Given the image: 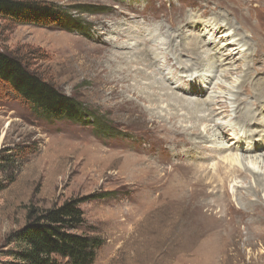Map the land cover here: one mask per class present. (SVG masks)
Masks as SVG:
<instances>
[{
  "label": "rangeland",
  "instance_id": "1",
  "mask_svg": "<svg viewBox=\"0 0 264 264\" xmlns=\"http://www.w3.org/2000/svg\"><path fill=\"white\" fill-rule=\"evenodd\" d=\"M15 1L59 10V16L57 20L46 19L43 24L19 23L0 16V50L20 58L29 70L57 92L84 104L92 118L84 123L45 116L18 98L10 85L0 81V157L8 156L14 162H10L8 170H0V179H6L14 172V180L0 190V264L17 262L11 255L16 244L10 240L28 223L32 210L41 211L62 205L65 201L100 193H110V196L80 205L86 225L78 232L104 239L94 264H264V238H253L252 233L259 224H251L252 217L245 209L251 208V202L246 195H235V192L255 188L258 179L264 185V143L257 142L263 149L256 153L243 151V148L250 149V141L257 139L258 134L254 136L251 130L259 132L262 127L245 128L235 124L239 120L240 109H244L247 103L251 102L255 111L262 110L259 105H254L256 98L251 96L246 102L239 103L237 96L244 99L245 92L251 87L245 84L239 93V85L244 79L264 73V45L251 38L246 27L234 30V24H238L234 15L221 23L225 25L232 21L228 32L222 34L219 29L213 32L210 24L206 23L211 21L210 17H200L197 12L204 10L211 0ZM216 1L209 3L212 7L210 15L225 14L223 5L216 8ZM233 1L223 0L222 4L234 7ZM189 15L192 20L197 17L201 26L186 29L184 41H189L190 33L202 32L206 41L219 42L216 50L213 46L208 50L202 48L198 55L200 59L204 58L207 67L196 68L194 59L187 53H182L185 60L182 65L179 62L173 65L176 56L168 48L172 39L170 33L176 31L179 23ZM256 19L259 25L264 26L261 11H258ZM203 23H206L204 27ZM139 27L141 32L136 31ZM130 28L132 31L128 30ZM128 31L130 36L124 37ZM136 34L139 35L136 37ZM229 35H234V38L230 39ZM109 42L129 44V47L110 46ZM139 42L156 51L161 60L158 73H162L157 76L162 81L176 82L171 84L173 91L182 95L192 89L205 90L201 95L185 96L193 101L210 103L208 111L219 112L214 115L217 121L200 123L194 116H206V109L196 114L179 112L165 97L154 96V101H138L131 93L124 96L123 93L121 96L111 94L104 72H99L102 50L114 52L108 53V57L120 52L137 53ZM237 42L239 45H234ZM221 49L232 54L234 63L227 67L225 62L218 70L211 71L214 62L209 56L219 57ZM257 53L258 57H255ZM102 64L108 67L106 62ZM185 64L193 67L192 70H182ZM134 65L137 71L151 72L146 61ZM135 73L133 71V76ZM133 79L131 84L139 80ZM156 91L160 90L156 88ZM124 98L137 100V109L126 110L122 105ZM226 109L228 113H225ZM219 124L225 132L228 146H234L233 151H227V154L234 157V166L245 173V176H239L231 168L226 177L229 178L226 181L228 190L220 193L232 200L233 217L230 216L232 218L228 221L220 219L225 215L223 209L226 211V207L223 201L218 200L215 179L212 178V183L208 181L211 178L208 174L215 172L214 165L222 158L211 152V147L216 144L200 143L199 136H213ZM96 128H101L106 135L98 134ZM193 129L198 134L191 132ZM245 129L250 131L252 139L246 141L243 137L242 143L246 144L240 147L234 138L239 139ZM174 131L187 136L188 142L183 136L172 135ZM227 141H219V144L225 145ZM186 150L197 151L196 156L185 154ZM241 155L249 158L241 159ZM134 159L151 162L156 169L153 168L149 174L126 169L128 161ZM223 177L225 179V175ZM197 182L203 185L206 193L215 192L207 199L212 204L215 218L206 216L208 208L202 210L200 207L203 206L198 205V199L194 198L200 189ZM261 196L264 199V192ZM234 223L242 232L241 238L234 239L232 232L226 230ZM218 232L222 234L216 236Z\"/></svg>",
  "mask_w": 264,
  "mask_h": 264
},
{
  "label": "bare ground",
  "instance_id": "2",
  "mask_svg": "<svg viewBox=\"0 0 264 264\" xmlns=\"http://www.w3.org/2000/svg\"><path fill=\"white\" fill-rule=\"evenodd\" d=\"M211 1H208V4H207V6H205L204 10H199L197 12L199 13L200 17H205L204 15H207V17H210L211 21L206 22V23L210 24V27H212L213 32L214 31H218V29L222 30V34L224 32H228L231 29L232 21L227 22L225 25H222L221 23L224 22L226 19L228 20V16H230V15L233 16L234 15L233 16L234 20H236V22L238 23L237 24L238 26L236 24H234V30H237V29H239L241 27H246L248 32H249V35L251 36V38L255 39V41H257L258 43L260 42L262 45H264V26L259 25L257 23V21H256L257 20L256 18H257L258 11H261L264 14V0H234V1L232 0L234 2L233 3L234 7H233V5H230V4H222L223 0H217L216 1V8H220L219 6L223 5V7L225 8L226 12H225V14L217 13L216 15H215V13L213 11L212 12L214 13V15L213 14L210 15V13H209V10L212 8V7H210L211 5L209 4V3H211ZM213 3H214V1H213ZM191 15H189L186 20H184L183 22L179 23L180 26L179 25H178L179 27L177 26L178 28H176V31L170 33L171 34L170 37L172 39H171V43H169L168 48L170 49V53L173 52L175 54V56H176L175 58H173L175 60V61H173V65L175 66V65H177L179 63H180V65H182V62L185 61V60L182 59V57H183L182 53L183 54L187 53L192 59H194L193 63L195 62L196 68H203L204 66L207 67V65H205V63H204L205 62L204 58L200 59V57H198V55L200 54V51H201L202 48L203 49L206 48L208 50V49H210V46L211 47L213 46L215 48V50H216L218 48V47L216 48V46H218L219 42L216 41V40H214V41L207 40L206 41L204 39V37H202V35H201L202 32H200V34H198L199 32L195 33L196 35L195 34L193 35L192 33H190L189 34V38H188L189 41H184L185 38L187 37L186 29H188V28L194 29L195 27H200L201 26V25H198V23H200V20H198L197 17H195L192 20V16ZM206 23H203V27H204V24L206 25ZM229 25H230V27H228ZM213 26L214 27L216 26V28H213ZM162 27H164V26H162ZM210 27H207V28H210ZM131 29L132 28H130L128 30L130 31ZM141 30H142L141 27H139V29H136L137 32H141ZM129 31L126 32L128 34H125L124 37L130 36ZM201 31H203V30H201ZM138 35L139 34H136V37ZM229 38L230 39L234 38V35L233 36L229 35ZM148 39L150 40L151 38L149 37ZM149 40H146V42H148ZM224 41L226 43L227 39H225ZM152 42H153V40H152ZM244 42H245V40H244ZM247 43H249V41ZM108 45H110V46L117 45V46H121V47L126 46L127 48L129 47V44L126 45L124 43L119 44V43L109 42ZM220 45L222 47L221 43H220ZM234 45H239V43L238 42L234 43ZM138 46H139L138 47L139 50H137L138 51L137 53H132L131 51L130 52H123V53L120 52L118 55L109 56V57H108V55L111 54L112 50H110V49L102 50L104 52H103V56L100 57L101 59L99 61L100 62L99 63L100 66L99 67H101V68H99L100 69L99 72L100 73L104 72V75H105L104 78H105V81L107 82V84L109 85V89L111 90V94H114V95L118 94L119 96H121L122 93H123V96H124L126 93H129V95L131 93L132 96H135L138 101H142V100H144V101H154L155 100L153 98L154 96H159V98H164L165 97L168 101H172L171 102V106L174 107V109L179 110V112L180 111H185V112H187V113L189 112L191 114H193V113L196 114V112H199L200 110H203V109H206L207 111L210 109V106H209L210 103H208L207 101H203V102L198 101L197 102V101L190 100V99H188L185 96L187 94H190V95L191 94H199V95H201L202 93L205 92V90L192 89L189 92H184L185 94L179 95L178 92L173 91V88L171 86V84H174L176 82H171V80L170 81L169 80L162 81L157 76V74H162V73H158L160 71V70H158V68H159L158 66H159V62L161 63V60L159 59L158 54L156 53V51L152 50V48H150L151 46L148 47L149 49H147L145 44L142 43V42H139ZM225 47H226V45H225ZM131 48H133V47H131ZM113 53L114 52L112 51V54ZM238 54H240V52ZM254 55H255V57H258V53L254 54ZM263 55H264V53H263ZM103 57L105 58V60L103 59ZM209 57L214 62V63L212 62L213 64H212L211 67H210V65H208V67H210L211 71H213V69H217L218 70L220 67L223 66V64L225 62H226L225 65L227 67H231V64L234 63V61H233L234 58H233L232 54H229L228 50H227V53H226V50H224V49H221V55H219V57H216V56H212V57L209 56ZM251 57H253V56L251 55ZM103 61L108 64V67H106L105 65L102 64ZM143 61L148 62L149 69L151 70L150 73L148 71H144V70L137 71V67L134 64H140V63H143ZM167 62L171 63L170 60H168ZM177 62H179V63H177ZM246 63H248V62H246ZM256 64H258V62H255V65ZM193 66H194V64H193ZM201 66H203V67H201ZM192 68L193 67L189 68L187 66V64H185V66L182 67V70L190 71V70H192ZM133 71L136 72L134 76H133ZM171 74L173 75V73H171ZM138 78H139V80L135 84H131L130 83V81L132 79L133 80H135V79L137 80ZM245 84H250L251 87H248V90L245 92L246 96L244 97V99H241L240 96H237V102H239V103L243 102L244 103V102L247 101L246 100L247 98H250L252 96L253 98H256V102L254 103V105H256V104L259 105L262 110L261 111H255L254 107H251V102L247 103V104L245 103L247 106L244 107V109H240V105H239L238 108L240 109L241 112L239 111L240 112L239 113V120H236L235 124L241 125V126H243L245 128H248V127L252 128L253 126H256V125H259V126L262 127V129L259 132H257L256 130H251L250 129L252 131L251 133L254 136H256L255 134H258L257 135V139L255 138L252 141H250V144H248V148H250V149L245 150L246 148H243L244 149L243 150L244 153L245 152L250 153L249 151H253L254 153H256V152L261 151L263 149L261 144H257V142L261 141V142L264 143V120L263 121L261 120V117L264 116V105H263L264 104V73L258 74L256 76L253 74V76H250V77L244 79V81L241 83V85H239L240 86L239 93H242V91L244 90ZM140 85H142L144 87H141ZM156 88L158 90H160V91L159 92L156 91ZM177 88H178V86H177ZM151 90H153V91L150 92ZM179 90L183 91V89H179ZM136 101L124 98L122 100V105H123V107L126 106V108H127L126 110L135 111L137 109V107H138ZM211 102H213V100ZM261 103H263V104L261 105ZM123 107H121V108H123ZM179 112H177V113H179ZM208 112H206L207 113L206 116L200 117L201 116V114H200V116L196 115V116H194V118L196 119V121H198L200 123L201 122H208V121H210V122L211 121L212 122L217 121L215 119L214 115H217L219 112H213L212 110H211V112H209V114H208ZM228 112H229V110L226 109L225 113H228ZM225 113H223L222 115L224 116ZM245 113L247 114L246 117H243V118L240 117V116H242ZM214 130H215V133L213 134L214 137L212 135L209 136L210 134L209 135H204V136H202V134H199V136H201V140L202 141L200 139L199 140H200V143L201 142H206V143L213 142V144H216L214 147H211V148H213V149H211V152L216 153L215 156H221V158H222V161L220 163H218V164L216 163L214 165V167L216 166L215 172L212 173L211 175L208 174L209 176H211V178L208 179V181L210 182V180H211V183H212L213 182L212 178L215 179L216 187L218 186L217 187L218 188V193H219V194L217 193V195H219L218 196V200L223 201L222 204H224V208L226 207V211H224L223 207L221 208V209H223V212L225 213V215H223L220 219L228 221V220H230L233 217L232 216V205H231L232 200L230 201V199L229 200L226 199V196H221L220 193L222 192L224 194L228 190L226 181L228 182L229 178H226V177H228L229 170L231 172V168L234 171H236L237 175H239V176H245V173H244V171H242V169L240 170V168L234 166L235 165V159H233L234 157L232 155H230V154H227V151H233L234 146L233 145H229L228 146L229 143L226 140L225 132L222 129L221 124H219V127H215ZM186 132H188V131H186ZM191 132L198 134L197 130H195V129H193ZM249 132H247V130H246V132L243 135L240 134L239 139L238 138H234L235 144H239L240 147H244L246 143H242L243 137H244V139L246 141H249V139H252L251 135L249 134ZM172 135L180 136V137L183 136L184 137V141L188 142L187 139H186L187 136L185 137L184 134L181 135V133L178 132V131H174V133H172ZM223 140L227 141V144H225V145L224 144L223 145L219 144L220 143L219 141H223ZM196 152L194 150H191V151L186 150L184 153L196 156ZM177 154L178 153H176V155ZM237 158H239V156ZM242 158L248 159L249 157L241 155V159ZM125 167H126V169H128V170H130L132 172L134 171V172L143 173V174H149V173L154 171L153 168L156 169L154 164H152L151 162L146 163L145 161H141L139 159L138 160L134 159L132 161H128V164H126ZM223 175H225V179H224ZM258 180H259V183H258V185L255 188H251V189L247 190L246 192H240V193L235 192V195H242V196L246 195V197L251 202V205H250L251 208L250 207H248V208L246 207L245 209L249 210V214L252 217L251 224L255 223V222H257L259 224V225H257L255 227V229H254V231L252 233L254 235L253 238L257 237V239L258 238H264V199L261 196V192H264V190L262 188V187H264V185H262V182L260 181V179H258ZM205 183L207 185L209 184L208 182H205ZM196 184H197V186L200 189H198V192H196V195H195L194 198L198 199L197 200L198 201V205L203 206V207H200V208H202V210L204 208H208V210L206 212V214H208V215L205 214L206 216H208L210 218H215V217H213V216H215L214 212H213V210H211L212 204L207 200V199H209L210 195L214 194L215 192L212 191V192H207L206 193V190H204V188L202 187L203 185H201L199 182H197ZM260 188H262V190H260ZM189 198H190V196H189ZM194 198H193V200H194ZM253 198H255V199H253ZM227 201H229V202L226 204ZM222 204H220V205H222ZM198 209H195V210L198 211ZM208 211L209 212L212 211V212L209 213ZM238 215L241 216V214H238ZM230 216H232V217H230ZM237 220L240 221L239 219H237ZM248 220H249V218L247 219V221ZM226 230L232 232V237L234 239H236V237H239V238L242 237V232L238 228V225H236V223L228 225L226 227ZM220 234H222V232H218L216 234V236H220ZM249 238H250V236H249ZM214 240H217V239H214ZM216 244H218V243H216ZM212 248H213L212 251H214L215 247L212 246Z\"/></svg>",
  "mask_w": 264,
  "mask_h": 264
},
{
  "label": "trees",
  "instance_id": "3",
  "mask_svg": "<svg viewBox=\"0 0 264 264\" xmlns=\"http://www.w3.org/2000/svg\"><path fill=\"white\" fill-rule=\"evenodd\" d=\"M0 16L19 23L43 24L46 19L57 20L59 10L42 9L23 1L0 0ZM0 81L10 85L18 98L45 116L64 117L84 123L92 118L84 104L57 92L38 74L29 70L20 58L2 50ZM96 130L98 134L106 135L101 128ZM7 157H0L2 171L10 167L11 161ZM7 177L0 179V190L14 180V172ZM109 196L110 193L92 194L65 201L53 208L32 210L28 215V223L10 240V243L16 244V249L11 251L17 261L13 264H94L104 239L78 232L86 225L80 205Z\"/></svg>",
  "mask_w": 264,
  "mask_h": 264
}]
</instances>
